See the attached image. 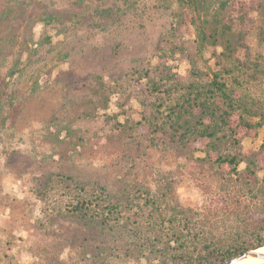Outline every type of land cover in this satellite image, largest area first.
<instances>
[{
    "label": "trees",
    "instance_id": "obj_1",
    "mask_svg": "<svg viewBox=\"0 0 264 264\" xmlns=\"http://www.w3.org/2000/svg\"><path fill=\"white\" fill-rule=\"evenodd\" d=\"M158 2L174 11L179 26L193 28V45L164 49L159 41L158 71L144 73L149 94L139 100L134 125L152 147L173 148L191 163L206 204H181L174 181L166 179L155 195L133 204L135 216L123 217L126 206L107 202L103 187L90 192L85 185H77L71 211L99 226L104 260L118 251L148 264H213L264 246V137L258 149L242 145L264 129V0ZM28 6V0H0V143L13 134L24 103L47 88L55 63L72 54L50 35L35 39L33 33L35 24L58 25L66 15L26 18ZM176 50L189 64L185 79L168 64ZM93 79L91 96L76 98L65 88L59 107L30 133L32 159L84 155L74 123L97 116L110 101L103 78Z\"/></svg>",
    "mask_w": 264,
    "mask_h": 264
},
{
    "label": "rangeland",
    "instance_id": "obj_2",
    "mask_svg": "<svg viewBox=\"0 0 264 264\" xmlns=\"http://www.w3.org/2000/svg\"><path fill=\"white\" fill-rule=\"evenodd\" d=\"M28 1L26 18L46 11L66 15L58 25L35 24L33 33L35 39L50 35L58 49L72 54L55 63L47 88L24 103L13 134L0 143V264H148L118 251L104 260L99 226L71 211L73 198L77 185L90 192L103 187L105 200L126 206L122 216L132 217L133 204L172 179L181 204H206L191 163L173 148L152 147L134 125L141 117L139 100L149 94L144 73L158 71L159 41L164 40V49L180 45L191 51L193 28L179 26L174 11L158 0ZM168 64L187 77L183 53L176 50ZM93 75L103 78L110 101L97 116L74 123L85 142L84 155L66 162L32 159L30 133L35 136L33 131L59 107L65 88L76 98L91 96ZM112 115L117 121L107 118ZM263 137L261 129L256 137L245 138L244 150L258 149Z\"/></svg>",
    "mask_w": 264,
    "mask_h": 264
},
{
    "label": "water",
    "instance_id": "obj_3",
    "mask_svg": "<svg viewBox=\"0 0 264 264\" xmlns=\"http://www.w3.org/2000/svg\"><path fill=\"white\" fill-rule=\"evenodd\" d=\"M257 249L258 248L244 251V252H242L236 256H233L231 258H228V259H225V260L213 263V264H229L231 262L239 261V260H242V259L247 258V257L261 258V259H263V262L261 264H264V253L257 251Z\"/></svg>",
    "mask_w": 264,
    "mask_h": 264
},
{
    "label": "bare ground",
    "instance_id": "obj_4",
    "mask_svg": "<svg viewBox=\"0 0 264 264\" xmlns=\"http://www.w3.org/2000/svg\"><path fill=\"white\" fill-rule=\"evenodd\" d=\"M259 252L264 253V246H261L257 249ZM263 262V259L258 257H247L239 261L231 262L229 264H261Z\"/></svg>",
    "mask_w": 264,
    "mask_h": 264
}]
</instances>
